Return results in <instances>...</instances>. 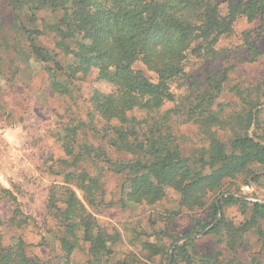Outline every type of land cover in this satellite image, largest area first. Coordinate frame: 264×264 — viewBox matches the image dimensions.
Masks as SVG:
<instances>
[{"label":"trees","instance_id":"trees-1","mask_svg":"<svg viewBox=\"0 0 264 264\" xmlns=\"http://www.w3.org/2000/svg\"><path fill=\"white\" fill-rule=\"evenodd\" d=\"M8 5L16 28L26 36L32 62L47 71L54 92L70 96L75 82L91 73L110 87L108 91L93 88L87 121L65 127L59 137L67 157L58 167L64 184L50 187L46 206L60 225V247L67 255L78 246V232L88 243L93 264H102L115 242L86 207L96 210L104 204V170L126 177L128 200L152 203L171 187L187 208L205 204L207 194L216 193L210 205L212 221L227 204L250 205L262 216L264 203L241 200L219 190L224 180L248 173L253 163L264 166V123L260 122L259 101L264 92L246 100L245 107L236 114L234 121L240 126L229 146L210 132L208 147L197 159L182 154L170 126L162 122L165 117L159 113L165 102L173 100V83L186 79L188 57L214 58V45L232 32L239 17L261 21L254 37L251 31L243 33L241 55L247 61L262 55L258 39L264 27V0H228L224 14L218 0H8ZM45 11L52 13V21L38 16ZM44 32L53 35L56 47L69 62L63 63L58 53L38 42ZM227 70L213 71L200 79L202 90L196 96L191 117L206 127L219 122L208 109L224 90ZM196 80L192 82L198 85ZM251 126L254 130L249 135ZM109 148L131 158L113 160ZM73 187L82 193L83 202ZM15 211L19 212L17 208ZM257 221L256 214L251 215L249 223L262 237L264 248V231ZM226 226L232 232L240 229L221 218L207 232L218 234ZM115 236L119 237L116 231ZM237 236L227 238L225 244L235 245ZM191 242L186 240L177 246V253H184ZM14 247V251L6 249L3 263L31 264L22 242ZM200 264L247 263L236 258L226 263L217 254H205ZM258 264H264L263 257Z\"/></svg>","mask_w":264,"mask_h":264},{"label":"rangeland","instance_id":"rangeland-1","mask_svg":"<svg viewBox=\"0 0 264 264\" xmlns=\"http://www.w3.org/2000/svg\"><path fill=\"white\" fill-rule=\"evenodd\" d=\"M227 2L218 0L222 14L226 12ZM38 16L45 21L53 19L49 11L40 12ZM260 25L259 19L249 22L239 17L233 23L232 32L214 45L216 56L212 59L189 56L185 65L186 79L180 78L171 86L173 100L165 102L159 114L165 117L162 122L170 126L184 156L199 158L208 147L210 132H215L229 146L240 126L234 121L236 114L245 107L246 100L264 92V27L259 30L258 39L262 55L254 61H247L241 55L243 33L251 31L254 37ZM37 39L42 46L58 53L60 61H70L56 47L52 34L44 32ZM223 68L228 69L224 90L208 109L217 115L219 122L206 127L191 117L195 114L196 96L202 90L200 79ZM195 79L198 85L192 82ZM75 83L70 96L53 91L47 71L32 62L26 36L16 28L8 0H0V264H4L6 249L16 250L14 246L20 241L31 264H93L88 243L79 232L78 246L69 255L62 250L60 225L46 206L50 187L64 184L58 172V167L64 165L62 160L67 159L59 142L63 129L87 121L93 88L110 89L97 81L93 73ZM259 101L260 122L264 123V96ZM96 126L99 129V125ZM253 130L251 126L248 134ZM108 152L116 161L131 158L127 153L110 148ZM252 171L254 173L249 174ZM102 174L104 204L96 210L86 205L97 225L115 240L102 264L121 261L126 264H200L205 254H217L226 263L236 258L247 264H258L264 258L263 239L249 223L251 215L256 214L258 226L264 231V208L260 216L250 205L227 204L212 221L210 205L216 193H208L205 204L192 208L182 205L180 194L171 187H166L164 195L152 203L135 202L126 199V177L110 170ZM73 189L83 202L82 193ZM219 192L264 203V166L253 163L248 173L224 180ZM8 193L15 199H10ZM221 218L239 225L240 229L232 232L226 226L218 234L207 232ZM115 231L119 237L115 236ZM236 235L235 245L227 246L226 239ZM186 240L192 242L184 253L178 254L176 247Z\"/></svg>","mask_w":264,"mask_h":264}]
</instances>
